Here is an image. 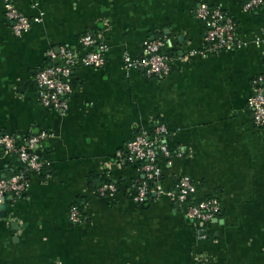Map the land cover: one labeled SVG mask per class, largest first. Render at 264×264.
Here are the masks:
<instances>
[{
  "label": "crops",
  "instance_id": "crops-1",
  "mask_svg": "<svg viewBox=\"0 0 264 264\" xmlns=\"http://www.w3.org/2000/svg\"><path fill=\"white\" fill-rule=\"evenodd\" d=\"M245 1L17 0L31 21L17 35L0 0V134L23 142L46 133L36 146L42 172L32 173L22 196H5L4 216L0 208V264H264V126L253 124L246 105L252 78L264 76V42L256 43L264 6L245 10ZM201 3L235 21V49L200 53ZM99 26L104 64L74 66L67 109L40 104L35 75L47 50L79 53L81 36ZM145 38L165 43L171 68L163 78L126 65ZM158 123L180 153L162 164L163 189L188 174L196 199L220 201L202 231L167 194L131 199L143 175L119 156L135 132ZM17 165L0 149V176ZM103 181L115 185L113 195L98 193ZM76 203L82 220L71 223Z\"/></svg>",
  "mask_w": 264,
  "mask_h": 264
},
{
  "label": "built area",
  "instance_id": "built-area-1",
  "mask_svg": "<svg viewBox=\"0 0 264 264\" xmlns=\"http://www.w3.org/2000/svg\"><path fill=\"white\" fill-rule=\"evenodd\" d=\"M4 16L10 23L14 34H21L30 27V19L18 10L17 0H3ZM264 6V0H246L243 4L245 10H252ZM194 15L204 22L205 35L203 49L200 52L214 53L223 50L235 49L237 41V26L231 16L219 6L201 3ZM38 20V19H37ZM105 40V39H104ZM97 34L92 36L89 32L80 38L81 52H76L67 46L49 48L46 52V63L35 75L36 95L40 104L55 110H65L72 92L70 75L75 65L93 68L104 64V54L107 50L106 42ZM264 42L262 38L256 43ZM165 43L161 39L145 38L142 41L140 55L134 58L125 55L126 65L130 68L143 69L147 75L163 78L170 72V56L164 52ZM253 124L261 128L264 126V76H255L251 80V92L246 100ZM46 136L45 132L29 135L23 142L17 141L15 136L1 133L0 149L4 153L15 154L23 165L22 170L12 174L0 176V202L6 195L22 196L29 188L30 179L27 172H42L45 162L36 151L37 144ZM168 130L163 123L156 124L150 130H139L129 138L119 156V161L133 164L138 167L143 181L137 180L132 184L131 199L135 203H142L150 195L167 194L171 201L179 206L184 218L196 224L199 230L214 220L221 211L220 201L217 197L195 198L196 187L188 174L180 175L171 190H164L162 177V164L173 156H180L172 152L167 145ZM152 183L149 184L148 181ZM116 187L113 183L105 182L98 188V193L113 195ZM68 220L79 223L82 220L80 209L71 205L68 211ZM205 236L204 233L201 237Z\"/></svg>",
  "mask_w": 264,
  "mask_h": 264
},
{
  "label": "trees",
  "instance_id": "trees-1",
  "mask_svg": "<svg viewBox=\"0 0 264 264\" xmlns=\"http://www.w3.org/2000/svg\"><path fill=\"white\" fill-rule=\"evenodd\" d=\"M102 28H103V27L99 26V27H97L96 29L90 31L89 33H90L92 36H95V35H97V34H100V31L103 30ZM105 34H106V32H105ZM154 39H160V38H154ZM161 40L163 41L162 38H161ZM164 52L167 53V54H169L166 50H164ZM16 140L19 141L18 138H17ZM13 155L16 156L15 154H13ZM22 168H23V165H22V164L20 163V161L18 160L17 168L14 169V170H12V171L9 172V173H6V175H8V174H12V173H15V172H19L20 170H22ZM31 175H32V172L28 171V172H27V177H28L29 179H30ZM144 179H145L144 177H143L142 179L139 177V181H143ZM105 182H107V181H103V183H105ZM103 183H102V184H103ZM148 183L151 184V183H152V180H151V181H148ZM98 188H99V187H98ZM151 196H152V195H150L149 197H151ZM73 205H74V204H73ZM75 205H77L78 208L80 209V206H79L77 203H76ZM80 215L82 216L81 213H80Z\"/></svg>",
  "mask_w": 264,
  "mask_h": 264
},
{
  "label": "water",
  "instance_id": "water-1",
  "mask_svg": "<svg viewBox=\"0 0 264 264\" xmlns=\"http://www.w3.org/2000/svg\"><path fill=\"white\" fill-rule=\"evenodd\" d=\"M0 208L2 209L1 215L4 216L5 215V211H4V208H5V198H3L1 200Z\"/></svg>",
  "mask_w": 264,
  "mask_h": 264
}]
</instances>
